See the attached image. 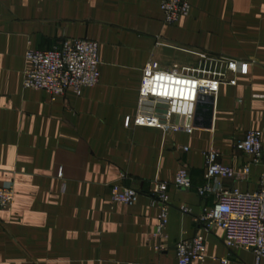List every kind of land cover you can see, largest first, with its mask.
<instances>
[{"label": "crops", "instance_id": "0c3cea01", "mask_svg": "<svg viewBox=\"0 0 264 264\" xmlns=\"http://www.w3.org/2000/svg\"><path fill=\"white\" fill-rule=\"evenodd\" d=\"M185 1L190 16L167 25L164 0H0V187L15 190L11 208L0 211V264H178L176 245L195 237L206 245L205 261L195 264H255L252 253L226 247L223 230L194 217L217 202L199 188L264 187V159L244 177L249 158L237 149L250 131L264 149V0ZM66 38L99 43V84L57 98L25 89L28 51ZM230 60L240 64L236 84L200 100L191 134L126 127L140 112L151 62L211 77L225 74ZM212 149L235 179H206ZM182 168L189 190L174 185ZM156 182L169 185L165 238L148 195ZM116 185L139 191L137 202L115 205Z\"/></svg>", "mask_w": 264, "mask_h": 264}, {"label": "built area", "instance_id": "2783aa9c", "mask_svg": "<svg viewBox=\"0 0 264 264\" xmlns=\"http://www.w3.org/2000/svg\"><path fill=\"white\" fill-rule=\"evenodd\" d=\"M191 5L185 0H164L162 12L167 25H175L181 18L190 16ZM99 43L89 39H63L51 50H29L26 55L27 69L24 75V88L39 90L51 98L65 96L73 91L80 96L86 88H93L100 82L101 63ZM240 64L230 60L225 74L207 76L205 73L188 74L179 69L166 70L157 62H151L143 72L140 89V112L126 127L155 128L160 130H194V111L202 98L216 97L223 83L236 84ZM232 76V77H231ZM149 104H163V112L147 111ZM237 149L243 152L249 163L244 166L242 175L248 177L251 166L262 164L264 149L261 134L250 131ZM189 149L185 148L187 152ZM221 153L212 149L204 153L207 180L235 179L237 173L221 162ZM122 180L126 176L122 175ZM177 189L193 188L187 168L178 171L175 181ZM200 196L215 193L216 204L194 217V222L208 231L218 228L224 231L225 245L229 250H245L254 255L255 264L264 260V187L253 193H243L238 189L225 190L222 186L214 189L199 188ZM148 195L152 205L160 210L157 235L165 238L169 224L171 204L169 185L156 182ZM140 192L127 186H114L112 200L115 205H134ZM13 185L0 187V211L9 210L14 202ZM184 214H191L182 208ZM162 251L163 248H158ZM178 264H195L206 259V245L202 238L183 240L176 245ZM226 264V261H223Z\"/></svg>", "mask_w": 264, "mask_h": 264}, {"label": "water", "instance_id": "95a60500", "mask_svg": "<svg viewBox=\"0 0 264 264\" xmlns=\"http://www.w3.org/2000/svg\"><path fill=\"white\" fill-rule=\"evenodd\" d=\"M200 103V102H199Z\"/></svg>", "mask_w": 264, "mask_h": 264}]
</instances>
